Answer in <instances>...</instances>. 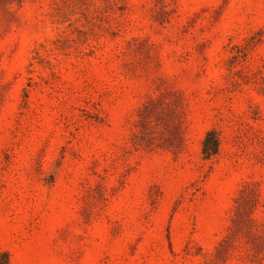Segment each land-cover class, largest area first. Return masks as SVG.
Returning <instances> with one entry per match:
<instances>
[{"label":"rangeland","instance_id":"rangeland-1","mask_svg":"<svg viewBox=\"0 0 264 264\" xmlns=\"http://www.w3.org/2000/svg\"><path fill=\"white\" fill-rule=\"evenodd\" d=\"M4 251L264 264V0H0Z\"/></svg>","mask_w":264,"mask_h":264},{"label":"trees","instance_id":"trees-1","mask_svg":"<svg viewBox=\"0 0 264 264\" xmlns=\"http://www.w3.org/2000/svg\"><path fill=\"white\" fill-rule=\"evenodd\" d=\"M221 144V135L216 130L208 131L203 140L202 154L203 158L210 159L215 156ZM10 257L7 251L0 253V264H9Z\"/></svg>","mask_w":264,"mask_h":264}]
</instances>
